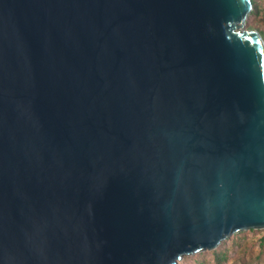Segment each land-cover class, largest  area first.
<instances>
[{
  "label": "water",
  "instance_id": "95a60500",
  "mask_svg": "<svg viewBox=\"0 0 264 264\" xmlns=\"http://www.w3.org/2000/svg\"><path fill=\"white\" fill-rule=\"evenodd\" d=\"M251 0H0V264H177L264 228Z\"/></svg>",
  "mask_w": 264,
  "mask_h": 264
},
{
  "label": "rangeland",
  "instance_id": "374dc122",
  "mask_svg": "<svg viewBox=\"0 0 264 264\" xmlns=\"http://www.w3.org/2000/svg\"><path fill=\"white\" fill-rule=\"evenodd\" d=\"M254 15H247L243 29H255ZM264 228L247 229L236 232L224 239L211 250L198 251L191 255H183L177 264H214V251L227 248L228 262L226 264H264Z\"/></svg>",
  "mask_w": 264,
  "mask_h": 264
},
{
  "label": "trees",
  "instance_id": "16d2710c",
  "mask_svg": "<svg viewBox=\"0 0 264 264\" xmlns=\"http://www.w3.org/2000/svg\"><path fill=\"white\" fill-rule=\"evenodd\" d=\"M251 10L250 15H254L256 25L252 27L255 28L262 36L264 40V0H251ZM264 242L263 239H260V243ZM228 250L223 248L220 250L214 251V264H226L228 262Z\"/></svg>",
  "mask_w": 264,
  "mask_h": 264
}]
</instances>
